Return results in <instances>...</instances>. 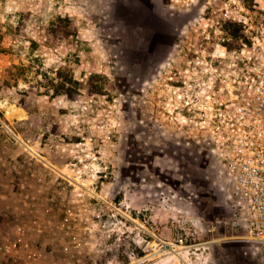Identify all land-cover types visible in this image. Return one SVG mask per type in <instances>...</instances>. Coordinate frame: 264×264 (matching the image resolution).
Returning a JSON list of instances; mask_svg holds the SVG:
<instances>
[{"label":"rangeland","instance_id":"rangeland-1","mask_svg":"<svg viewBox=\"0 0 264 264\" xmlns=\"http://www.w3.org/2000/svg\"><path fill=\"white\" fill-rule=\"evenodd\" d=\"M256 7L264 0H0V264H264L217 225L228 198L182 87ZM185 211L211 242L184 262L154 245L174 240Z\"/></svg>","mask_w":264,"mask_h":264},{"label":"built area","instance_id":"built-area-1","mask_svg":"<svg viewBox=\"0 0 264 264\" xmlns=\"http://www.w3.org/2000/svg\"><path fill=\"white\" fill-rule=\"evenodd\" d=\"M256 8L264 10V7ZM259 15L251 19L241 14L242 37L234 44L218 41L208 58L194 59V67L186 69L182 87L191 90L185 99L189 106V113L185 115L189 127L201 130L213 143L211 150L218 160V173L228 198L225 202L228 212L217 218V225L230 232L228 238L249 241L262 253L264 13ZM200 221V216L186 211L175 215L172 217L176 227L174 240L158 239L154 247L159 245L169 253L175 250L176 257L185 262V257L192 258L201 246L207 249L209 246L205 244L211 242L198 239L195 225ZM20 230L18 226L17 233ZM22 239L17 236L3 246L9 251Z\"/></svg>","mask_w":264,"mask_h":264},{"label":"bare ground","instance_id":"bare-ground-1","mask_svg":"<svg viewBox=\"0 0 264 264\" xmlns=\"http://www.w3.org/2000/svg\"><path fill=\"white\" fill-rule=\"evenodd\" d=\"M6 114L9 118L13 119V118H18L21 116V111L18 107L10 105L8 106L6 109ZM174 255H178L177 252L175 250H173Z\"/></svg>","mask_w":264,"mask_h":264}]
</instances>
